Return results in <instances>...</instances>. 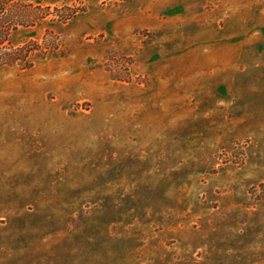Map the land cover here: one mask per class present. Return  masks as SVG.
<instances>
[{"label": "rangeland", "instance_id": "obj_1", "mask_svg": "<svg viewBox=\"0 0 264 264\" xmlns=\"http://www.w3.org/2000/svg\"><path fill=\"white\" fill-rule=\"evenodd\" d=\"M19 1L0 264H264V0Z\"/></svg>", "mask_w": 264, "mask_h": 264}, {"label": "trees", "instance_id": "obj_2", "mask_svg": "<svg viewBox=\"0 0 264 264\" xmlns=\"http://www.w3.org/2000/svg\"><path fill=\"white\" fill-rule=\"evenodd\" d=\"M29 5L19 0H0V67L17 65L19 69H29L30 52L29 49L18 47L10 51L3 52L2 49L7 42L11 32H16L20 28H27L33 12L29 10ZM76 12L72 14L75 15Z\"/></svg>", "mask_w": 264, "mask_h": 264}]
</instances>
